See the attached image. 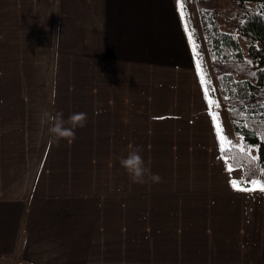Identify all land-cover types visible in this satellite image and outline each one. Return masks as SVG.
I'll use <instances>...</instances> for the list:
<instances>
[{"label":"crops","instance_id":"obj_1","mask_svg":"<svg viewBox=\"0 0 264 264\" xmlns=\"http://www.w3.org/2000/svg\"><path fill=\"white\" fill-rule=\"evenodd\" d=\"M195 64L176 0H0V264H264Z\"/></svg>","mask_w":264,"mask_h":264},{"label":"trees","instance_id":"obj_2","mask_svg":"<svg viewBox=\"0 0 264 264\" xmlns=\"http://www.w3.org/2000/svg\"><path fill=\"white\" fill-rule=\"evenodd\" d=\"M221 1L200 0V23L215 52L212 68L233 128L242 137L246 152L249 146L259 145L257 154H250L260 159L250 160L234 146L226 147L223 155L229 156L233 170H241V176L247 172L251 178L259 175L258 169L264 166V140L258 135L264 134V0H232L226 12L220 11ZM220 15L232 21L234 30L220 29ZM237 33L250 40L247 55Z\"/></svg>","mask_w":264,"mask_h":264},{"label":"rangeland","instance_id":"obj_3","mask_svg":"<svg viewBox=\"0 0 264 264\" xmlns=\"http://www.w3.org/2000/svg\"><path fill=\"white\" fill-rule=\"evenodd\" d=\"M182 4L184 5L185 11V19L188 22L189 29L193 30V37L197 44V50L200 54L199 58L201 59V67L205 72V79L210 81L208 85L210 91L209 95H212L214 99L219 101V108L217 109L215 105H213V110L218 111L219 113V120L221 122L223 135L230 140L233 145L235 144H242L243 139L240 135H238L232 125V122L229 118L228 111L226 108L225 97L222 93V88L220 86L219 80L214 73L212 68V61L214 59V50H212V45L208 41L207 37L205 36L204 30L201 27L200 23V15H199V8L200 7V0H181ZM232 0H222L219 6L222 8L220 11L226 12L228 8L231 7ZM179 13L180 9L178 7ZM220 20V29L224 31H231L234 30L232 26V21L225 20L221 15L219 17ZM183 22V21H182ZM184 24V23H183ZM236 32V30H235ZM237 37L241 44V48L244 52V55H247L248 47L250 44V40L242 37L239 33H237ZM190 44V43H189ZM191 45V44H190ZM195 57V61H196ZM200 78V77H199ZM203 87V86H202ZM215 89L212 91L211 89ZM227 147V144H226ZM253 154H257V147H248Z\"/></svg>","mask_w":264,"mask_h":264},{"label":"snow or ice","instance_id":"obj_4","mask_svg":"<svg viewBox=\"0 0 264 264\" xmlns=\"http://www.w3.org/2000/svg\"><path fill=\"white\" fill-rule=\"evenodd\" d=\"M176 4L180 9L179 18L184 23V31L187 33L188 42L191 44V47H192V55H193V57L197 58L196 64H195V71L199 74L200 84L203 86L204 99L208 103L207 111L212 118V124L215 126V131L217 133L216 138L220 141V149H221L222 154L225 152L226 144H227L228 148H231L234 146L237 149H239L242 153H245L250 160H259L260 159L259 155L252 156L250 154V148L246 152L245 148L242 144L233 145V143L230 140H227V138L223 135L221 122L218 118L219 113H218V111L213 110V105H215V107L217 109L219 108V101L214 99V97L212 95H209L210 89H209L208 85L210 84V81H207L205 79V72H204L203 68L201 67V59L199 58L200 54L197 50V44H196V41L194 40V37H193V30L189 29L188 22L185 19L184 5L182 4L181 0H176ZM249 63H251V61H249ZM211 90L214 91L215 89L213 88ZM226 99H228V98L226 97ZM230 111H232V109H230ZM258 135H260L261 140H264V134H258ZM250 147H257L258 148L259 145H252ZM223 160L225 162L226 170L231 172L233 170L234 165H233V163L229 162L230 161L229 156L224 154ZM258 172H259V175H252L251 178H248V173L245 172L244 176H241L239 178H236V177L230 178L228 180V183L231 185V187L233 189H235L237 191H249V192H251V191H254L257 189H259L260 191H264V179H261V177L264 176V166L260 167L258 169Z\"/></svg>","mask_w":264,"mask_h":264},{"label":"clouds","instance_id":"obj_5","mask_svg":"<svg viewBox=\"0 0 264 264\" xmlns=\"http://www.w3.org/2000/svg\"><path fill=\"white\" fill-rule=\"evenodd\" d=\"M49 119L52 121L49 131L55 134L57 138L73 137L75 135L74 129L78 125H83L86 119V113L73 112L65 119L61 112H57L55 115H49ZM119 161L120 165L129 173L133 180L143 179L147 168L140 154L139 146L130 144L127 154L119 157Z\"/></svg>","mask_w":264,"mask_h":264}]
</instances>
